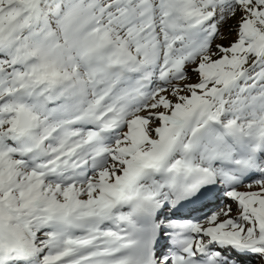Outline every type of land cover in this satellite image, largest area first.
<instances>
[{"label": "snow or ice", "instance_id": "obj_1", "mask_svg": "<svg viewBox=\"0 0 264 264\" xmlns=\"http://www.w3.org/2000/svg\"><path fill=\"white\" fill-rule=\"evenodd\" d=\"M0 264H264V0H0Z\"/></svg>", "mask_w": 264, "mask_h": 264}]
</instances>
